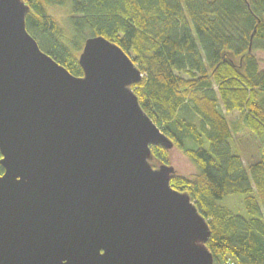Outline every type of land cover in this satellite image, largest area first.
Returning a JSON list of instances; mask_svg holds the SVG:
<instances>
[{
	"label": "water",
	"instance_id": "obj_1",
	"mask_svg": "<svg viewBox=\"0 0 264 264\" xmlns=\"http://www.w3.org/2000/svg\"><path fill=\"white\" fill-rule=\"evenodd\" d=\"M0 0V264H213L210 228L151 146L173 142L141 108L131 58L84 40L73 75Z\"/></svg>",
	"mask_w": 264,
	"mask_h": 264
},
{
	"label": "trees",
	"instance_id": "obj_2",
	"mask_svg": "<svg viewBox=\"0 0 264 264\" xmlns=\"http://www.w3.org/2000/svg\"><path fill=\"white\" fill-rule=\"evenodd\" d=\"M24 2L28 33L73 75H82L87 37L101 35L131 58L141 108L197 169L192 178L174 172L170 184L206 219L213 264H264V67L255 56L264 51V0ZM57 7L65 24L50 13ZM243 132L260 151L247 164L236 144ZM151 151L154 163H169L167 149ZM233 195L243 214L220 204Z\"/></svg>",
	"mask_w": 264,
	"mask_h": 264
},
{
	"label": "rangeland",
	"instance_id": "obj_3",
	"mask_svg": "<svg viewBox=\"0 0 264 264\" xmlns=\"http://www.w3.org/2000/svg\"><path fill=\"white\" fill-rule=\"evenodd\" d=\"M50 13L60 22L65 24V10L63 8L57 7V8H51ZM79 56V55H78ZM255 56L257 57L260 67H264V51L258 50L255 52ZM237 113L234 115H231V119H234L237 117ZM241 136L238 138V141L236 142L238 148L241 150V152L244 154V156H247L245 163H249L250 160L256 161L258 160L260 156V151L256 147V144L248 141L245 138L244 132L239 134ZM186 145L189 147H194V143L192 141H187ZM168 161L169 165L173 166L176 174L192 178L196 173L197 169L193 165V163L189 160L188 157H186L184 154H182L176 147H172L171 149H168ZM245 158V157H244ZM151 163L154 167L159 166L158 164L154 163L153 160H151ZM242 196L241 195H233V196H227L223 198L220 201V204L229 206L230 208L234 209L237 213L243 214V206H242Z\"/></svg>",
	"mask_w": 264,
	"mask_h": 264
}]
</instances>
